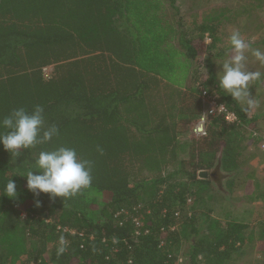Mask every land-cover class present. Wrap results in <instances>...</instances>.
<instances>
[{"label": "trees", "instance_id": "1", "mask_svg": "<svg viewBox=\"0 0 264 264\" xmlns=\"http://www.w3.org/2000/svg\"><path fill=\"white\" fill-rule=\"evenodd\" d=\"M182 19L176 0H0V119L40 105L58 128L16 157L0 145V264H228L245 243L244 223L196 208L198 172L237 171L255 117L216 86L236 120L209 116L193 134L214 84L197 68L211 70L222 21ZM61 146L91 162L90 186L34 196L22 175Z\"/></svg>", "mask_w": 264, "mask_h": 264}, {"label": "rangeland", "instance_id": "2", "mask_svg": "<svg viewBox=\"0 0 264 264\" xmlns=\"http://www.w3.org/2000/svg\"><path fill=\"white\" fill-rule=\"evenodd\" d=\"M176 4L183 22L195 19L207 21L210 18L222 21L219 39L210 51L211 70L208 71L202 61L197 68L201 78L205 79L209 74L213 76L214 84L210 87L213 93L217 91L215 87L218 86L216 73L234 54L229 43L233 31H239L251 49L258 48L264 52V0H176ZM246 57L247 71L264 73V65L256 61L250 51L246 52ZM248 92L254 102L252 105L246 101L237 102L249 118L255 119L252 127L245 131L239 148V168L228 174L214 164L208 173L215 170V176L207 178L208 187L206 191L201 192L202 198L196 205V208L207 210L209 215L221 224L236 221L246 225L245 243L232 255L228 264H264V142L249 135L250 129L264 134V76L250 81ZM173 169L172 166L165 172ZM229 179H233L231 186L227 183ZM22 258L20 257L18 264ZM42 258L49 262L47 252ZM6 264L11 263L8 261ZM177 264L188 262L180 257Z\"/></svg>", "mask_w": 264, "mask_h": 264}, {"label": "clouds", "instance_id": "3", "mask_svg": "<svg viewBox=\"0 0 264 264\" xmlns=\"http://www.w3.org/2000/svg\"><path fill=\"white\" fill-rule=\"evenodd\" d=\"M229 43L234 54L216 73L218 88L233 99L252 105L254 102L248 92L249 82L260 79L264 73L246 70V52L250 51L261 65H264V52L258 48L251 49L239 31L232 32ZM0 129L7 130L0 131V145L13 157L19 156L21 149H32L58 135L55 125L45 124L44 109L40 105L33 106L31 111L24 107L13 109L0 119ZM35 167L38 174L28 170L22 176L26 177L27 190L36 197L48 194L50 199L68 198L90 186L92 181L91 162L79 159L73 148L61 146L51 151H40L35 160ZM4 194L9 198L17 196L14 181H7ZM36 206H40L39 200H36ZM60 251L62 252L63 248Z\"/></svg>", "mask_w": 264, "mask_h": 264}, {"label": "built area", "instance_id": "4", "mask_svg": "<svg viewBox=\"0 0 264 264\" xmlns=\"http://www.w3.org/2000/svg\"><path fill=\"white\" fill-rule=\"evenodd\" d=\"M52 71V67H44L42 69L44 77L48 78ZM201 99H202V113L196 124L193 126V134L195 136H202L205 134V120L209 116L220 115L225 118L228 122H233L236 120V116L233 112L229 111L225 105L219 102L218 97L213 92H208L207 90L200 87ZM258 139H262L264 142V134L254 133ZM264 147V143H263Z\"/></svg>", "mask_w": 264, "mask_h": 264}, {"label": "water", "instance_id": "5", "mask_svg": "<svg viewBox=\"0 0 264 264\" xmlns=\"http://www.w3.org/2000/svg\"><path fill=\"white\" fill-rule=\"evenodd\" d=\"M217 166L219 167V164ZM210 176H211V173H208V171H206V170H201V171L198 172V177L199 178L207 179Z\"/></svg>", "mask_w": 264, "mask_h": 264}, {"label": "flooded vegetation", "instance_id": "6", "mask_svg": "<svg viewBox=\"0 0 264 264\" xmlns=\"http://www.w3.org/2000/svg\"><path fill=\"white\" fill-rule=\"evenodd\" d=\"M215 176V170L211 173V177Z\"/></svg>", "mask_w": 264, "mask_h": 264}]
</instances>
